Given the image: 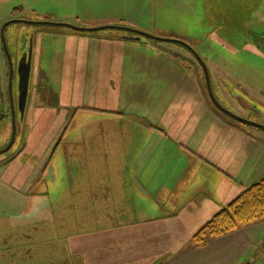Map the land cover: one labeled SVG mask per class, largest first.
<instances>
[{
    "label": "rangeland",
    "instance_id": "374dc122",
    "mask_svg": "<svg viewBox=\"0 0 264 264\" xmlns=\"http://www.w3.org/2000/svg\"><path fill=\"white\" fill-rule=\"evenodd\" d=\"M22 4L39 18L126 26L187 43L208 63L225 107L246 115L242 99L250 98L264 111L263 3L246 12L242 0H0V18ZM53 28L36 37L41 64L17 117L15 144L0 154L1 161L24 145L0 167V264L69 259L70 241L80 235H101L120 264H264V221L203 245L194 236L205 224L158 235L195 186L218 183L213 173L233 177L240 193L264 178V138L247 132L246 142L237 121L222 115V125L211 113L219 111L200 97L203 71L193 54L178 42L129 40L118 28ZM5 39L10 50L14 40ZM9 73L0 37L5 103ZM251 86L255 95L246 98ZM12 88L19 104L17 77ZM12 128L10 120L1 122L0 147ZM227 182L222 209L240 194Z\"/></svg>",
    "mask_w": 264,
    "mask_h": 264
},
{
    "label": "flooded vegetation",
    "instance_id": "af4514ba",
    "mask_svg": "<svg viewBox=\"0 0 264 264\" xmlns=\"http://www.w3.org/2000/svg\"><path fill=\"white\" fill-rule=\"evenodd\" d=\"M242 4H243V7H245L246 9V0H242ZM32 12L33 14H31L30 11L28 12L26 10V7L22 4L20 6H15L14 9L8 14L6 18H2V19L0 18V37L3 42L5 60H6L7 66H9L10 68V73L8 74L9 76L7 78L8 100L6 103H5L3 93L0 91V124L1 122H4V121L7 122L10 120V122L12 123V127L15 124V129H16V134L14 137L15 139L13 143L10 145L11 140H12V134H13V128H12V134H11L10 140L6 143V145H4L3 147H0V154L9 152L13 148L15 144L16 136H17V117L18 116L23 117L25 114V110L23 112L19 104H17L18 102H16L15 100V97L13 95V90H14L13 88H12V95H11V86H10L11 75H12V82H11L12 85L14 84V80L16 79V77L19 79V95H20V83H23L26 80L27 69L29 68L28 66L30 65L31 71H30V76H29V87H28V97H27V104H28L31 84L34 81L33 69L34 67L41 64V62L37 60L39 52H40V48L38 46V41L36 40V37L42 36V35H50L54 29L53 26H60V27L73 29L70 26L72 25L70 23L54 21V19L49 17L47 14L39 18L36 10H32ZM28 14H31L32 16ZM50 25L52 26L49 27ZM77 27H80V26H77ZM118 29L126 31L127 33L126 36L128 37L129 40L140 41L144 37V35H141L140 33H137L134 31H129L128 29H122V28H118ZM5 36L12 37L14 40L13 46L10 50L6 43ZM151 38L155 39L154 37H151ZM155 40L171 42V40L167 38L164 40H158V39H155ZM173 42H178L182 44L183 46H185L191 52V54H193V58L195 59V61H197L196 63L198 65V68L202 69L203 71L202 85H203V92L205 95L204 98L207 96L212 106H215L216 110H218L220 114L222 113L221 115H226L232 118L233 120L237 121L239 123L238 124L239 128L245 130L246 132H251L252 134H257L259 137L264 138V111H261V109H259L257 104L252 103L250 101V98H247V96L255 95L254 91L257 88L251 86L252 87V90H251V88L246 87L245 92H246L247 99L246 100L242 99V107L247 110L246 115H243V114L238 115L234 113L233 111L229 110L227 107H225L221 103V101L217 98L213 90L210 68H209L208 63L200 56L198 51L195 50V48L191 46L198 53V55L201 57V59L203 60L204 64L207 67L208 79H209L210 87H211L214 97L226 110L231 111L237 117L234 115L230 116V114L228 113L226 114V112L221 111L216 106L215 102L213 101L210 95V92H209L208 83L206 79V73L201 65V62L194 55V52H192L190 48H188L184 43L180 41H173ZM11 69H12V72H11ZM0 84H1V78H0ZM263 94L264 93L262 89H259L258 95H263ZM253 114L257 115L261 119H258L257 121L251 120L252 119L251 116ZM23 151H24V145L19 147L17 151L14 154H12L10 157L1 160L0 167L8 165L13 159L21 155Z\"/></svg>",
    "mask_w": 264,
    "mask_h": 264
},
{
    "label": "trees",
    "instance_id": "16d2710c",
    "mask_svg": "<svg viewBox=\"0 0 264 264\" xmlns=\"http://www.w3.org/2000/svg\"><path fill=\"white\" fill-rule=\"evenodd\" d=\"M262 221H264V178L253 183L231 201L226 208L213 215L195 234L194 238L199 245H203L209 239L226 235ZM69 251V259L62 260L55 255L57 258L53 257L54 262H56L54 264H60L59 262H62L61 264L98 263V253H81L78 249L74 252L71 249ZM41 261H43V257Z\"/></svg>",
    "mask_w": 264,
    "mask_h": 264
},
{
    "label": "crops",
    "instance_id": "0c3cea01",
    "mask_svg": "<svg viewBox=\"0 0 264 264\" xmlns=\"http://www.w3.org/2000/svg\"><path fill=\"white\" fill-rule=\"evenodd\" d=\"M263 15H264V13H263ZM198 86H199V89L201 92L200 97L204 100L203 85H202V82L200 80H198ZM211 113L218 117L219 122L222 125H224V123H225V125L227 126L228 123H226V120H224L225 119L224 116H222L219 112H215L213 110L211 111ZM230 125L232 127H235L232 124H230ZM235 129L238 130V133H244V132L246 133L245 134L246 135V142L252 141V138L250 137V135H248V133L245 130H243L239 127H235ZM258 143L264 149V141L259 140ZM246 156H247V154H246ZM246 159H247V157H246ZM214 163H216V162H214ZM202 167H206V166L203 164ZM260 169H261V166H260ZM262 169H264V168H262ZM258 174H261V172L258 171ZM213 175L218 179V183H216L214 185V187L210 188V187H205V185H202V186L196 188V186H195L190 191V193H188L186 195L184 200H180V202H178L177 207L181 208L180 211H178V212H172L171 211V217L163 220V222L166 223L167 226L164 228L162 226V224L159 225V228L162 232L158 235H160L161 238L168 237V235H169L167 232L168 229L171 232V230L173 228H176V227L181 228L182 225L184 228H186L184 223L187 224L186 229H189V228L197 229V228L201 227L202 225H204L206 222H208L210 220L211 216L213 214L215 215V213L218 210H220L224 206H226V204L229 202V199H228V196H226V195L224 196L223 190H224V183H225V181H227V177L230 179L231 184H229L228 182L226 184L229 186H233L235 188L237 194L240 193V191H239L240 188H238L237 186H235L233 184V181H236L233 177H231L230 175L218 174V173H213ZM203 187H205V188H203ZM158 189H159V187H156L154 189V191L152 193H150V195H153V196L156 195L155 192L158 191ZM259 223H261V222H259Z\"/></svg>",
    "mask_w": 264,
    "mask_h": 264
},
{
    "label": "water",
    "instance_id": "95a60500",
    "mask_svg": "<svg viewBox=\"0 0 264 264\" xmlns=\"http://www.w3.org/2000/svg\"><path fill=\"white\" fill-rule=\"evenodd\" d=\"M264 4V0H246V12H248V10L251 9V6H256L258 4ZM262 13H264V10L262 11ZM73 29L75 30H79V31H92V32H96L98 30H101V29H107V28H122V29H128L129 31H134V32H137V33H140L141 35H144V36H148V37H154L155 39H158V40H164L166 38H162V37H156L152 34H149L147 32H144V31H138L136 29H132V28H128L126 26H114V25H105V26H101V27H95V28H82V27H77V26H73V25H70ZM171 41H179V40H174V39H169ZM182 42V41H180ZM184 43V42H182ZM188 48H190L192 50V52H194V55L197 57V59L201 62V65L206 73V79H207V83H208V88H209V92H210V95L213 99V101L215 102L216 106L221 110V111H224L226 112V114H230V116H236L234 113H232L231 111H228L226 110L217 100L216 98L214 97L213 93H212V90H211V87H210V83H209V79H208V73H207V67L206 65L204 64L203 60L201 59V57L198 55V53L187 43H184ZM29 68L27 69V77H26V80L23 82V83H20V95H19V106L21 108V110L24 112L25 110V107H26V104H27V97H28V87H29V76H30V71H31V68H30V65L28 66ZM11 72H12V69H11ZM12 75H11V78H10V86H11V95H12ZM14 106V104H13ZM237 117V116H236ZM242 119V118H241ZM15 134H16V129H15V124L13 125V134H12V140H11V143L10 145L13 143L14 141V137H15ZM116 227V226H115ZM116 233V234H115ZM112 236H115V238L117 237V232L116 230L113 231L112 233ZM90 239V236H87V235H80L74 239H72L70 241V249L73 251L74 249L75 250H79L81 253H88L90 254L91 252H95V253H98L97 254V260H98V263L97 264H120L121 261H117L115 260V258H112L111 257V253H114L116 252L117 250L115 249L114 246H112L110 249H107L104 247V245L106 244V240L102 239L101 238V235H98V237H94L93 240H88ZM119 240V238H116ZM75 245V246H74ZM125 245L122 244V248L124 247ZM74 250V251H75ZM73 251V252H74ZM9 256H13V255H10ZM26 257H30L32 258V256L30 255H26ZM38 258H41L40 255L36 256ZM18 261H20L21 259H17ZM27 260V259H26ZM34 260V258H33ZM22 261H24L22 259ZM35 261H41V259H38V260H35ZM90 264H92L91 262H89ZM41 264V263H40Z\"/></svg>",
    "mask_w": 264,
    "mask_h": 264
}]
</instances>
